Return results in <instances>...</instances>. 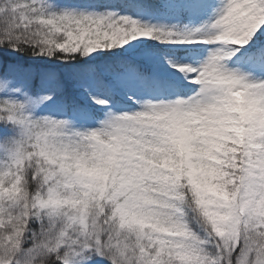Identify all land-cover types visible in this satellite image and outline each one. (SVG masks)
I'll use <instances>...</instances> for the list:
<instances>
[{
	"label": "snow or ice",
	"instance_id": "snow-or-ice-1",
	"mask_svg": "<svg viewBox=\"0 0 264 264\" xmlns=\"http://www.w3.org/2000/svg\"><path fill=\"white\" fill-rule=\"evenodd\" d=\"M0 264H264V0H0Z\"/></svg>",
	"mask_w": 264,
	"mask_h": 264
}]
</instances>
